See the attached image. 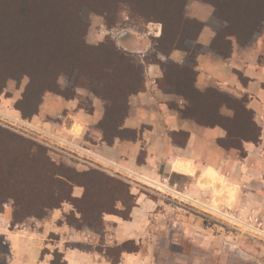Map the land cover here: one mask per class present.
I'll return each instance as SVG.
<instances>
[{"label":"trees","instance_id":"trees-1","mask_svg":"<svg viewBox=\"0 0 264 264\" xmlns=\"http://www.w3.org/2000/svg\"><path fill=\"white\" fill-rule=\"evenodd\" d=\"M188 1L0 0V95L8 83L20 85L26 80L14 108L23 120H31L45 95L69 101L77 90L88 91L103 103L96 127L105 146L116 141L141 143L144 128L128 129L124 123L130 98L145 91L146 68L157 65L161 72L158 90L183 103L170 108L199 127L222 129L225 136L217 141L218 147L244 158V144L260 142L249 98H236L211 87L197 89L195 56L207 53L225 60L231 57L234 44L247 48L264 37V0H196L212 8L206 23L185 16ZM86 13L102 18L105 28L119 30L123 39L133 38V32L150 24L159 25L160 33L144 41L142 52L122 48L118 36H107L90 46L85 41ZM205 27L213 34L208 46L198 43ZM173 52L184 54L181 63L170 59ZM236 76L245 86L247 80L239 73ZM61 78L66 82L63 89ZM187 138L182 131L170 136L172 144L181 148ZM139 155L142 161L137 165L141 166L146 156L143 147ZM74 188L82 189L80 197L73 196ZM7 202L12 203L11 229L30 218L41 220L48 211L69 204L72 210L58 226L99 233L106 215L128 221L136 198L121 180L96 169L77 172L56 164L46 148L0 127V208ZM141 250L134 241H126L108 248L115 257L108 254L106 258L109 264H119L122 254ZM46 254L41 252L40 259ZM62 259L55 251L50 264H60Z\"/></svg>","mask_w":264,"mask_h":264},{"label":"rangeland","instance_id":"rangeland-1","mask_svg":"<svg viewBox=\"0 0 264 264\" xmlns=\"http://www.w3.org/2000/svg\"><path fill=\"white\" fill-rule=\"evenodd\" d=\"M211 13L212 8L210 6L196 0H189L185 8V16L187 18L197 21L202 20L204 23L208 21ZM84 19L89 24L85 41L90 46H96L107 36L113 38L118 36L122 48L127 50H138L141 48L142 43L145 44L144 41L156 37L157 34L160 33L159 25L150 24L146 28L138 29L140 32L137 34L133 32L131 34L133 38L129 37L123 39L124 35L121 36L119 30L108 31L104 26L102 18L91 13H86L84 14ZM202 31L201 36L205 39L212 33L208 27H205ZM263 38L264 37H261L258 41ZM179 53L180 54L176 58L171 60L175 62L183 61L184 54L181 52ZM205 55H207V57L209 56L207 53H205ZM65 83L64 78L59 80L61 89L65 87ZM25 84L26 80H23L20 85H16L14 82L8 83L6 89L0 95L1 114L23 120L18 111L15 110L14 104L20 98ZM206 85L207 84H204L201 90L209 87L216 88ZM224 93L235 97L233 94ZM170 96L171 99L167 101L169 107L173 104L180 107L183 105V103L181 105L177 103L176 100L178 98L173 95ZM42 111V114L45 116V120H42V124L34 122V117L31 120L23 121L30 123L33 127L44 132L48 136L55 137L57 140L45 138L41 133H26L19 128V126H8L4 122L5 120L2 119V116H0V127L46 148L48 156L56 164H62L77 172L96 169L108 176L121 180L129 185L131 194L135 196V207L138 199H142L143 202L150 204L145 217H143L144 224L138 229H135V231L138 232L137 235L141 236L140 241H142V244L140 243V247L142 253L145 251L149 253L150 264H264V210L247 211L242 216L238 214L236 219H240L242 223L239 224L221 216L219 213H223L224 210L215 207L217 208L215 209L217 210L216 213L196 203V201H199L198 197L189 195L187 193L188 191L185 190V188L191 184V181L167 173L168 169L164 161L161 163L157 162V166H159L158 177L154 175V172H151V169L150 171L146 170L147 172H145V170H142L144 172H138V170L134 169L133 162L135 160L137 165L138 162L142 161V156H138V154L141 147L146 151L147 147L144 140H142L141 143L116 141L111 147L105 146L99 149L95 147L89 150L86 147L87 144L83 143V141L74 140L76 138L78 139L76 135L73 139L67 138L63 135L65 134L63 124L67 126V115L69 112L74 113L82 111L84 114L94 112L103 114V103L88 91L81 89L77 90L74 98L69 101L57 95H45L36 116H40ZM222 113L224 115L229 114L225 110H222ZM176 114L179 117L178 112H176ZM43 124L45 125L43 126ZM96 126L97 125L91 128L90 134L96 133L95 130H98ZM143 128V132L149 130L147 126ZM171 134V132L166 131L164 137L168 138ZM176 139L179 142L183 140L182 137H177ZM65 143L75 148L86 149L107 162L114 163L128 172L142 176L145 180L147 179V181L129 178L127 174L123 171H118L117 168L110 169L98 163H94L93 160L86 159L80 152H77L73 147L66 146ZM152 150L153 153L159 156L163 148L160 146ZM229 153L236 154L233 151ZM164 177L165 179H163ZM159 183L163 184L165 189H163ZM74 190H79L81 196V188H74L73 192ZM73 196H75L74 193ZM71 210L72 207L69 204L61 205L59 211L62 212V215L59 221L63 222L64 216ZM50 212L52 211H48L46 216L41 220H36L34 218L27 219L25 221L26 227L30 228L34 226L36 221L42 222L47 220ZM0 214L8 219L10 227L12 203L7 202L3 205L0 208ZM110 218L118 220L119 222L130 221V219L129 221H122L118 217L106 215L103 217L104 229L99 233L88 228L77 230L66 224H61L64 226L63 233H49L45 236L41 252L47 253L46 255H48L51 260L53 259V253L55 251L59 252V249L63 252L75 250L86 254L96 253L110 263L111 260L108 261L106 257L109 254L111 258H114L115 254L108 253V248L122 244L114 241L113 230L115 226L112 223L113 221H110ZM246 218H251L252 221L247 223L245 221L247 220ZM15 227L12 228V232L16 230ZM62 234L64 237L63 243L60 242V236ZM71 237L72 239L70 241L69 238ZM57 246H59V249H55ZM8 255V246L0 238V264H4ZM63 262H65L64 256L62 260H59L60 264Z\"/></svg>","mask_w":264,"mask_h":264},{"label":"crops","instance_id":"crops-1","mask_svg":"<svg viewBox=\"0 0 264 264\" xmlns=\"http://www.w3.org/2000/svg\"><path fill=\"white\" fill-rule=\"evenodd\" d=\"M212 36L211 33L205 39L200 34L198 43L208 46ZM142 50H145L144 43L137 51L142 52ZM179 54V52H173L170 59L176 58ZM208 55L207 57L205 54H200L195 57L196 88L201 90L202 86L207 84L206 86L216 87L215 89L233 94L236 98L247 95L248 107L253 111L254 120L260 128L259 144H244V158L218 147L217 141L225 136L222 129H201L202 127L195 125L192 121L182 120L180 116H177L176 111L167 104L171 96L163 94L157 88V81L161 79V72L157 65H149L146 68L145 91L130 98L128 117L124 126L128 129H140L144 126L149 128L142 133V140L147 147L143 165L139 167L134 160V169L138 172H144L142 170L147 172L146 170L151 169V172L158 177L157 162L164 161L168 169L167 173L191 181L185 190L189 195L198 197L199 201L196 203L208 210H215L217 207L220 210L229 211L235 214L234 219H236L238 214L242 216L247 211L264 210V89L262 88L264 86V38L247 48L234 44L231 57L225 60L213 54ZM236 73L247 80L245 86L240 84ZM176 101L179 105L182 104L179 99ZM42 113L43 111L40 116L34 117L33 121L42 124L45 120ZM101 115L96 112L87 114L82 111L69 112L67 126L63 124L65 131L63 135L70 139L76 135L78 139L74 140L83 141L89 150L105 147L100 141L99 130L90 134L91 128L97 125ZM166 131L187 133L185 147L181 148L172 144L170 137H164ZM160 146L163 150L158 156L152 149ZM180 164L184 167L186 165L187 171L181 170ZM201 182L206 185L201 186ZM159 185L164 186L160 183ZM73 193L76 197L80 196L79 190H74ZM149 205L142 199H138L136 207L130 213L129 222H119L110 218L115 226L114 241L117 243L134 241L138 245L142 244L141 236L137 235L138 232L135 229L144 224L143 217ZM61 215L62 212L59 210L52 211L47 220L36 221L30 228L23 223L16 226V230L12 232L8 219L0 214V238L9 250L4 264H50L51 258L48 255L40 259L42 244L49 233H63L64 226L56 224ZM236 220L240 221V219ZM69 239L71 241L72 237ZM60 242H64L63 234L60 236ZM58 247L55 249H59ZM59 252L63 254L66 264H109L96 253L86 254L75 250L63 252L60 249ZM149 259L147 251L122 254L119 264H150Z\"/></svg>","mask_w":264,"mask_h":264},{"label":"built area","instance_id":"built-area-1","mask_svg":"<svg viewBox=\"0 0 264 264\" xmlns=\"http://www.w3.org/2000/svg\"><path fill=\"white\" fill-rule=\"evenodd\" d=\"M0 116H2L5 121V123L8 125V126H11V127H15V126H19V128H21L24 132L26 133H38V134H42L45 138H49V139H53V140H57L55 137L53 136H48L47 134H45L44 132L38 130L37 128L33 127L30 123L28 122H25L23 120H21L20 118H13L11 116H7L5 114H1L0 113ZM66 146H70V147H73V149H75L77 152H80L84 157H86V159H91L94 161V163H98L99 165H102L104 167H107V168H110V169H116L118 171H123L125 174L128 175L129 178H134V179H140V180H144V181H147V179L145 180V178L135 174V173H131V172H128L120 167H118L116 164L114 163H110V162H107L105 160H103L102 158L96 156L95 154L91 153L90 151L86 150V149H82V148H75L74 146L70 145V144H67L65 143ZM161 187L163 189H165L164 186L161 185ZM167 190V189H166ZM213 211V210H211ZM220 212V211H219ZM223 212V211H221ZM217 213V212H216ZM221 216H224L226 219H230V221H234L236 223H239V224H242L240 221L234 219L235 217V214H232L231 212L229 211H224L223 213H219ZM247 220H245L247 223L251 222L252 219L251 218H246Z\"/></svg>","mask_w":264,"mask_h":264},{"label":"bare ground","instance_id":"bare-ground-1","mask_svg":"<svg viewBox=\"0 0 264 264\" xmlns=\"http://www.w3.org/2000/svg\"><path fill=\"white\" fill-rule=\"evenodd\" d=\"M179 168L181 169V170H184V171H187V167H186V165H185V167H184V165H182V164H180L179 165ZM201 184V186H205L206 184H204L203 182H201L200 183ZM218 194V193H217ZM217 209V208H216ZM214 212H217V210H213Z\"/></svg>","mask_w":264,"mask_h":264}]
</instances>
